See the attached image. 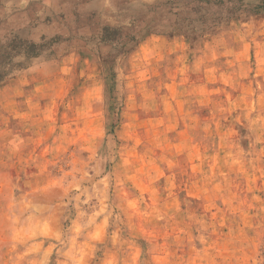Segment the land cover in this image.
Returning <instances> with one entry per match:
<instances>
[{
  "label": "rangeland",
  "instance_id": "374dc122",
  "mask_svg": "<svg viewBox=\"0 0 264 264\" xmlns=\"http://www.w3.org/2000/svg\"><path fill=\"white\" fill-rule=\"evenodd\" d=\"M0 264H264V0H0Z\"/></svg>",
  "mask_w": 264,
  "mask_h": 264
},
{
  "label": "trees",
  "instance_id": "16d2710c",
  "mask_svg": "<svg viewBox=\"0 0 264 264\" xmlns=\"http://www.w3.org/2000/svg\"><path fill=\"white\" fill-rule=\"evenodd\" d=\"M44 44L26 42L18 37L12 39L7 45H0V83H2L11 70L16 67H22L23 63H13L17 56L24 58L26 61L43 55Z\"/></svg>",
  "mask_w": 264,
  "mask_h": 264
}]
</instances>
